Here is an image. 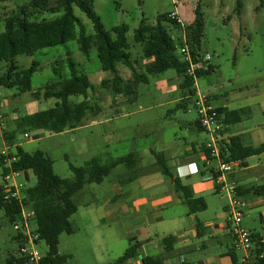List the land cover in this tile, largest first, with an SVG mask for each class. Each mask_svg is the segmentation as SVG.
I'll use <instances>...</instances> for the list:
<instances>
[{
  "label": "rangeland",
  "instance_id": "rangeland-1",
  "mask_svg": "<svg viewBox=\"0 0 264 264\" xmlns=\"http://www.w3.org/2000/svg\"><path fill=\"white\" fill-rule=\"evenodd\" d=\"M57 1L50 0L49 8L56 9ZM88 1L92 2L95 14L107 31L122 25L129 27V52L133 60L138 61L136 67H144L147 63L143 59L142 47L134 42V33L142 21L155 25L159 16L177 13L188 26L193 23L195 12L199 8L204 19L202 51L204 55L210 56V64L215 68L210 76L197 81L200 95L216 94L215 106L226 105L235 109L243 106L242 104H250L249 101L254 100L253 95L263 91L259 82L264 80V0ZM30 2L31 0H0V32L4 31L6 19L18 13L22 7H29ZM73 9L75 16L84 26L86 35L93 36V23L78 7L74 6ZM62 15L61 9L56 13L44 12L38 17L55 20ZM183 32L173 31L172 35L175 39L181 38L182 43ZM69 59H72L78 71L89 76L95 89L89 91L88 99L103 108L102 115L95 120L87 119L81 127L62 134H53L46 130L32 131L28 133L30 139H26L24 134L20 133L12 143L29 154L38 151L45 153L53 161V170L58 177L72 179L70 165L80 168L94 158H100L104 165H108L113 160L129 155H134L139 161L137 176L155 177L157 174L151 172L156 168L153 152L169 154L174 149H186V143L196 142L198 147H201L209 142L210 136L206 132L191 130L189 126H194L198 120L193 103L187 111H175L176 105L183 97L179 81L181 78L175 70L160 76H151L148 85L137 86L136 103L130 104L127 101L129 98L115 96L111 89L102 87V81L111 78V74L103 72L95 47H92L90 56L87 57L80 51L77 41L45 49L33 56H18L16 65L20 70H27L34 63L39 64L32 79L33 90L21 95L16 88L0 87V113L7 116L10 122L25 114L28 103L36 101L33 93L39 92L42 95L46 85L70 79ZM7 69L8 64L0 62V77ZM118 72L125 81L131 80L130 71L123 65H119ZM172 87L174 90H171ZM197 99L198 97L194 100ZM227 100L230 103H227ZM84 101L83 96L70 99L73 104ZM55 104V99H41L39 102L42 111L53 108ZM259 112L256 111L254 123L262 120ZM14 128L15 126H12V130ZM2 149L0 142V152ZM168 165L172 174L180 178L183 185H203L200 174L191 172V179H186L180 172L181 167H177V161L169 162ZM212 165L215 166L216 163L213 162ZM132 174L126 164H121L102 184L88 185L74 197L78 212L71 218V224L76 231L73 235H62L59 245L61 255L72 256L68 264H113L129 248L127 232L135 234L134 228L142 223L150 222L153 238L162 239L172 235L175 227L168 222L154 225L155 215L146 212V208L127 214L112 206L114 204H111V196L115 183L124 184ZM164 179L166 185L149 190L146 193L147 198L157 190L167 193L173 189L172 180L167 177ZM16 180L25 190L37 184V178L32 172H23ZM2 184L3 169L0 166V186ZM222 194L223 199L214 188L205 186L201 196L207 199L210 206L206 212L199 215L202 222L218 224L224 221L226 214L222 207L227 205L229 200L226 194ZM110 208L112 214L105 215ZM181 208L186 212L185 206ZM102 219L104 222H101ZM258 220V217H254L252 223L250 219L247 223H256V226H259ZM186 224L187 221L185 226ZM3 225L0 231V264H5L10 256H20L21 245L14 241L18 234L14 225L6 222ZM31 225L32 229H36L34 222ZM105 229L113 235L112 240L103 237ZM37 249L42 255L48 253V247L43 242L38 244Z\"/></svg>",
  "mask_w": 264,
  "mask_h": 264
},
{
  "label": "trees",
  "instance_id": "trees-1",
  "mask_svg": "<svg viewBox=\"0 0 264 264\" xmlns=\"http://www.w3.org/2000/svg\"><path fill=\"white\" fill-rule=\"evenodd\" d=\"M49 1L31 0L29 7H22L18 13L6 19L4 31L0 32V62L7 63L8 69L0 77V87L16 88L21 95L32 92V79L38 71L39 64L34 63L31 68L20 70L16 65V58L23 55L33 56L45 49L77 41L80 51L87 57L90 56L92 47L97 49L103 72L111 74V78L102 81V87L111 89L115 96L129 98L128 101L133 104L136 102L135 89L137 86L148 85L151 76L156 77L175 70L181 78L180 89L183 92L182 100L176 105L175 111H187L189 105L194 104L197 96L196 80L187 75V66L178 56L181 38L175 39L172 33L183 30L191 54L195 57L201 56L203 54L204 19L199 8L195 12L193 23L184 27L171 18L172 14L159 16L155 25H148L142 21L134 33V42L142 47L143 59L147 63L144 67H136L138 61H134L129 52L128 26L122 25L107 31L95 14L92 2L88 0H58L56 9L49 8ZM74 6L78 7L93 23V36L86 35L84 26L74 14ZM61 9L63 15L58 19L47 20L38 17L44 12L56 13ZM119 65H123L130 71L131 80L125 81L122 78L118 72ZM69 66L70 79L46 85L42 90V95L39 92L33 93L37 102L41 99L45 101L55 99V106L19 119L14 130L5 135L9 143L12 144L20 133L46 130L53 134H62L67 130H76L85 120H95L102 115L103 108L97 102L88 99L89 91L95 89L89 76L85 72L78 71L72 59H69ZM213 71L211 67L209 72L198 75L197 80L210 75ZM76 96L85 97V101L79 104L71 103L70 99ZM216 112L225 130L231 124H238L250 118L251 114L248 108L237 111L216 109ZM197 125L200 130L204 131L199 120ZM220 150L221 158L226 161L243 162L250 157L264 154V145L257 148L245 147L241 139L235 137L229 142L222 140ZM17 154L18 160L13 164V170L32 172L37 178V184L25 190L26 196L22 202L7 199L2 185L0 186V231L5 222L15 225L20 220L22 209L33 212L36 233L39 235L40 242L48 247V253L42 264H68L72 258L70 255H61L59 245L62 235H73L76 231L71 224V218L78 212L74 197L88 185L102 184L121 164H126L133 172L126 180L127 182L132 181L137 177L136 171L139 165L134 155L113 160L108 165H104L100 158H94L80 168L70 165L72 179H62L55 175L53 161L45 153L38 151L29 154L17 147ZM153 155L156 158L159 172L172 180L174 189L187 206L189 214L205 212L207 209L205 200L196 198L191 187L183 185L182 181L172 174L166 155L155 152ZM206 155H209L207 151ZM0 166L4 177L8 169L1 161ZM250 192L264 196V186L253 188ZM202 228L199 222L197 225L199 233ZM14 241L21 244V249L24 244L22 234L18 233ZM177 242L178 239L174 236L164 238L161 241L164 253L144 257L142 264H165ZM142 245L140 242L131 240L130 247L113 264H128L139 255ZM234 263L237 264L235 257ZM5 264H28V262L20 256H10Z\"/></svg>",
  "mask_w": 264,
  "mask_h": 264
},
{
  "label": "crops",
  "instance_id": "crops-1",
  "mask_svg": "<svg viewBox=\"0 0 264 264\" xmlns=\"http://www.w3.org/2000/svg\"><path fill=\"white\" fill-rule=\"evenodd\" d=\"M211 66L213 70H215L214 66ZM179 81L181 83V80ZM198 87L199 86L196 83L197 94H200ZM259 87L262 88L263 91L254 94V100L249 101L250 104L245 103L242 104L243 106L235 109L226 105L215 106L214 101L217 98V95H208L211 100V105L215 109L237 111L248 108L251 111L250 118L244 120L241 123L231 124L226 127L223 138L224 141L229 142L230 139L239 137L245 147L257 148L264 145V80L259 82ZM171 90H174V87H172ZM128 103L130 102L128 101ZM135 103L136 102L133 104ZM227 103L230 102L228 101ZM257 110L260 111L259 115L261 116L262 120L254 123ZM39 111H42L40 109L39 102L35 101L28 103L25 114H22L18 118H14L9 122V118L7 119V116L5 117L4 130H0V142L3 146L2 150L7 147H19L17 144L15 146L7 141V138L5 137L6 133L13 131L12 126H15L16 122L23 116L32 115L38 113ZM168 114H170V112H168ZM197 121L195 122L194 126H189H191V130L195 129L202 131L198 127ZM206 144L198 147L196 142L186 143V149H174L169 154L164 152L161 153L166 155L168 164L169 162L177 161V167H181L180 172L186 179H191V172L201 175V182L203 185L191 183L188 186L191 187L196 198H203L205 200L207 211L210 206L209 202L201 195L204 193L205 186L207 188H214L215 190L216 187L212 180L205 178L207 173L203 171V165L207 156L205 149ZM196 161L199 162L196 164ZM236 164L237 169L235 173L229 177V182L235 183L240 194L249 196L250 200V204L245 212L243 225L246 229L255 233L264 242V196H258L250 192V190L253 188L264 186V154L250 157L243 162H236ZM151 172L156 173L157 175L155 177L148 175L143 178L137 176L132 181H124V184L116 182L111 196V204H114L112 206H116L117 210L127 214L134 213L135 211L139 212L140 209L146 208V212L155 215V219L153 221L155 223L154 225H161L165 222H168L175 227V230L171 236L177 237L178 242L175 245L172 254L165 261V264H235L234 257L237 259L238 254H236L233 249V239L226 225V215L225 219L223 218L224 221L218 224H214L210 221L202 222L199 215L203 212L190 215L187 206L182 202L180 196L175 191L173 182V189L171 191L166 193L157 190L154 192V194L147 198L146 193L149 190H154L157 187H163L166 185V181L164 179L165 176L159 172L157 166L155 170H152ZM146 174L147 173H142V175ZM221 199L223 198L221 197ZM181 206L186 207V212L182 211ZM226 206L227 205L222 207L224 212ZM111 208L107 209L108 211L105 215L109 216L112 214L113 211ZM221 217L222 216H220V218ZM254 217H258L260 224L259 226H256V223H254V225L247 223L248 219H250L252 223ZM186 221L187 224L185 226ZM101 222H104V220L102 219ZM199 222L203 226L200 233L197 229ZM151 227L152 225H150V222H146L134 228L135 234H131V231L127 232V236L129 235L127 237L129 240V247L131 240H135L143 244L139 251V255L129 261L128 264H142L144 257L158 256L164 253V248L161 244V241L166 238V236L162 239L153 238L151 234ZM103 237H107L110 240L114 238L110 231L106 229L105 236Z\"/></svg>",
  "mask_w": 264,
  "mask_h": 264
},
{
  "label": "built area",
  "instance_id": "built-area-1",
  "mask_svg": "<svg viewBox=\"0 0 264 264\" xmlns=\"http://www.w3.org/2000/svg\"><path fill=\"white\" fill-rule=\"evenodd\" d=\"M183 27L185 24L177 13L171 15ZM178 56L181 62L187 66V75L193 77L197 83L198 75L209 72L212 67L210 56L202 54L199 57L191 54L186 44L185 33L182 43L178 47ZM196 87V84H195ZM197 100L194 101V107L198 113V120L201 128L210 136L205 149L208 152L203 171L207 174L205 178L212 180L216 187V192L221 195L226 194L229 203L226 206V225L233 239V249L238 254V264H263L264 263V242L253 232L246 229L243 225L245 212L250 204L249 196L241 195L235 183L229 182V177L237 169L236 162H228L220 156V142L224 138L225 127L220 121L216 109L211 105L210 97L197 94ZM195 98V99H196ZM1 107V104H0ZM5 126V116L0 113V130ZM26 139H30L29 134H24ZM11 148H5L0 152V161L8 169V173L3 177V190L7 199H14L22 202L25 199V189L18 184L17 178L23 172L13 170V164L18 160L16 151ZM216 165L213 166L212 163ZM34 222V213L27 209H22L20 220L14 225L17 233L22 234L24 244L20 249V257L26 259L28 264H42L46 255H42L37 249L40 244L39 235L36 229H32Z\"/></svg>",
  "mask_w": 264,
  "mask_h": 264
}]
</instances>
